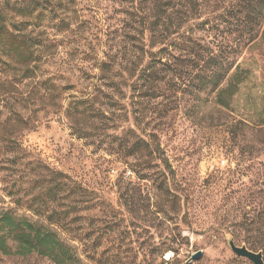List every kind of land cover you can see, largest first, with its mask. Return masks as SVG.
<instances>
[{
    "label": "rangeland",
    "instance_id": "obj_1",
    "mask_svg": "<svg viewBox=\"0 0 264 264\" xmlns=\"http://www.w3.org/2000/svg\"><path fill=\"white\" fill-rule=\"evenodd\" d=\"M36 1L48 8L60 5L58 16L68 24L62 31L11 18L46 46L29 77L9 58L3 59L7 65L0 64V213L12 210L43 221L16 200L30 199L41 185L47 187L50 171H59L82 186L79 203L71 204L62 192L53 207L57 213L68 205L85 208L63 234L74 240L82 264H167L163 260L169 258V264H253L232 252L230 240L249 250L256 247L251 251L264 258V33L243 50V82L228 109L212 96L197 101L165 85L160 86L164 96L155 99L149 87L115 91L103 79L114 74L115 63L117 73L127 78L125 59L130 57L144 60L142 65L150 61L149 53L129 55L125 37L138 36L127 29L128 13L136 12L138 4ZM196 27L187 31L204 36ZM124 78L117 81L124 84ZM47 79L54 91L43 84ZM75 101H90L95 111L115 119L116 132L111 121L102 126L118 136L133 127L136 115L151 148L159 150L150 155L142 147L127 157L116 153L119 141L109 148L110 139L99 133L91 116H68L69 103ZM10 141L18 142V149L2 148ZM141 173L150 178L139 180ZM198 252L201 258L192 261ZM0 264L54 263L36 254H0Z\"/></svg>",
    "mask_w": 264,
    "mask_h": 264
},
{
    "label": "trees",
    "instance_id": "obj_2",
    "mask_svg": "<svg viewBox=\"0 0 264 264\" xmlns=\"http://www.w3.org/2000/svg\"><path fill=\"white\" fill-rule=\"evenodd\" d=\"M120 1L139 6L135 7L136 12L128 13L132 22L127 24L128 32L133 30L138 34V36L132 33L125 34L129 40V55L149 53L150 61L142 65L144 60L140 62L133 57L125 59L128 62L124 67V70L129 72L127 78L117 73L120 71L114 61L111 69L114 74L103 79L110 81L112 84L110 86L115 91L117 89L122 91L123 87L131 89L136 86L149 87L157 99L164 96L160 86L165 85L168 86L167 89H172L177 94L181 93L183 97L188 96L201 101L205 94L208 97L212 96V101L218 106L227 109L230 107L233 96L238 92V86L243 82L239 62L243 50L264 33V0ZM46 5V2L36 0H0V64L7 65L8 62L3 59L9 58L10 61L25 67L24 73L27 77L35 74L31 66L41 62V53L46 43L35 39L31 34H26L29 27H24L23 22L20 25L14 23L11 18L15 16L29 20V25L26 23V26L59 28L63 31L68 21L58 16L60 5L50 8ZM145 9L149 10L148 15ZM192 25L197 26L198 32L205 35L195 37L189 33L187 28ZM137 37L143 38L142 42ZM146 47L150 51L145 52ZM154 48H159L157 53L152 52ZM157 57L160 59L157 60ZM111 70L107 72L110 73ZM117 78L120 80L124 78L125 83H119ZM43 84L50 86L54 91L55 85L51 79L45 80ZM67 112L69 117H79L82 114L91 116L93 121H96L95 128L99 127V133L110 139L109 148H114L115 142L119 141L117 145L121 151L116 153L123 152L127 157L137 154L142 147L150 155L159 150V147L151 148L148 141L150 135L139 124L136 115H133V127H128L121 136H118L110 134L109 130L102 126L105 122L108 125L111 121V128L116 132L119 128L117 121L107 118L99 109L95 111L90 101L70 102ZM135 128L140 130L141 134H138ZM88 134L85 132V136ZM132 138L136 140L128 147ZM2 148L14 151L18 149V142L10 141ZM149 178L150 175L147 173H141L138 179L145 181ZM42 186L30 199L25 201L18 199L16 203L43 221L18 216L12 210L0 213V254L22 257L36 254L48 258L54 264H82V259L72 244L74 240L64 238L63 234L72 223L71 218L85 208L68 205L63 213H57L53 209L58 207L62 192H66L65 198L72 200L71 204L79 203L76 197L82 186L59 171H50L47 187ZM15 194L13 191L9 192L10 196L15 197ZM252 249L256 247L253 246ZM163 262L169 264L172 258Z\"/></svg>",
    "mask_w": 264,
    "mask_h": 264
},
{
    "label": "water",
    "instance_id": "obj_3",
    "mask_svg": "<svg viewBox=\"0 0 264 264\" xmlns=\"http://www.w3.org/2000/svg\"><path fill=\"white\" fill-rule=\"evenodd\" d=\"M229 246L232 252L238 257L246 258L249 261H251L253 264H264V258L261 252L255 253L249 250L246 246L239 247L235 244L233 240L229 241ZM201 256H202V253L198 252L197 254L192 256L191 260L192 261L199 260Z\"/></svg>",
    "mask_w": 264,
    "mask_h": 264
},
{
    "label": "bare ground",
    "instance_id": "obj_4",
    "mask_svg": "<svg viewBox=\"0 0 264 264\" xmlns=\"http://www.w3.org/2000/svg\"><path fill=\"white\" fill-rule=\"evenodd\" d=\"M168 259V258H167Z\"/></svg>",
    "mask_w": 264,
    "mask_h": 264
}]
</instances>
